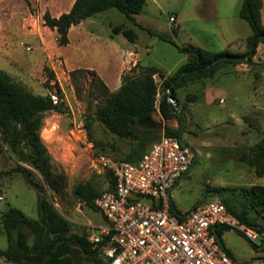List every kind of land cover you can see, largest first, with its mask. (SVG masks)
<instances>
[{
  "label": "rangeland",
  "instance_id": "rangeland-1",
  "mask_svg": "<svg viewBox=\"0 0 264 264\" xmlns=\"http://www.w3.org/2000/svg\"><path fill=\"white\" fill-rule=\"evenodd\" d=\"M51 1L10 0L0 9V70L39 96L49 92L45 87L46 67L53 72L54 82L58 78L68 84V101L64 99L63 103L65 112L45 113L40 129L52 170L64 177V187L59 193L44 186V198L69 221L71 233L96 234L90 226L105 224L101 213L83 206L74 191L79 185L88 183L102 192L109 188L110 180L105 172L93 169L83 144L70 134L71 123L82 122L87 140L110 157L122 159L135 144L131 140L117 139L95 119L96 108L106 101L98 79L93 82L91 75L78 73L72 76L71 73L93 69L106 78L111 89L120 86L123 76L139 75L138 69L117 75L121 64L156 67L165 78L177 72L188 60L179 49L191 46L213 54L226 51L243 54L252 32L239 16L243 0H146L135 21L114 9L100 13L84 20L72 32L69 47H60L56 34L44 26L41 15ZM261 15L264 25V0ZM170 18L174 22H170ZM116 26L133 30L135 42L115 34L113 28ZM61 54L68 59L67 65ZM253 62L251 66L223 68L213 79L176 90L179 109H183L186 116L181 137L195 159L172 190L171 200L178 211L185 213L216 191L232 210L244 213L252 222L253 227L243 223L245 227L258 228L264 234V213H256L242 193L243 189L253 185L264 186V176L257 177L251 168L238 160L264 138V45L256 49ZM154 79L159 92L157 108L154 107L152 113L153 122L149 125L158 138L147 148L163 136L165 127L176 129L179 126L174 119L163 121L159 113L163 79L157 75ZM111 80L114 81L111 83ZM206 88L217 91L216 99L210 103L204 99ZM188 96H193L194 100L188 102ZM15 166L7 147L1 145L0 172H9ZM36 178L42 181L37 174ZM0 197V218L8 208H15L28 219H38V193L20 174L0 177ZM220 239L240 263L264 259V248L260 249L264 242L260 238L252 242L237 230L223 228ZM7 248L0 225V251ZM0 264L8 263L1 260ZM74 264L105 263L100 256L94 259L76 251Z\"/></svg>",
  "mask_w": 264,
  "mask_h": 264
},
{
  "label": "trees",
  "instance_id": "trees-1",
  "mask_svg": "<svg viewBox=\"0 0 264 264\" xmlns=\"http://www.w3.org/2000/svg\"><path fill=\"white\" fill-rule=\"evenodd\" d=\"M145 3L146 0H75L68 13L55 18L46 11L42 19L45 27L56 32L58 46L65 47L69 44L68 33L71 27L112 9L119 11L127 19L135 21V16L140 14ZM262 8L263 0L242 1L239 16L248 24L252 32L246 41V53L233 54L226 51L213 54L187 46L179 51L186 54L188 60L173 75L163 78V74L156 67L142 68L136 65L130 69V72L138 69L139 75L123 76L120 87L114 92L109 91L94 71H73L72 76L86 73L92 76L93 82L98 79L102 92L106 96L105 104L96 108L95 119L117 139L131 140L135 144V148H131L122 159L112 158L136 163L146 151L148 144L158 138L150 125L146 123L147 120L153 122L152 113L159 92L154 76L157 75L163 79L160 87L162 96L159 101V113L163 121L168 122L174 119L179 124L176 129L165 127L163 135L179 138L183 120L174 112L173 104L170 102V99H174L179 107V100L175 96L176 90L203 80L213 79L221 69L226 67L253 65L256 49L259 45H264ZM113 32L122 34L131 43L135 42L136 35L133 30H125L123 26H116ZM159 37L165 41L169 40L166 36ZM45 71L47 72L45 87L48 91H53L55 88L56 94L60 95L57 85H51L55 79L53 72L47 67ZM193 100V96L187 97L188 102ZM47 112L62 114L65 112L64 104L61 102L53 104L48 95L39 96L31 93L22 85L14 82L6 72L0 70V146L5 145L16 162L13 170L0 172V177L18 173L25 183L38 193L37 220L28 219L15 208H8L2 214L1 231L6 237L8 248L0 251V261L3 260L8 264H74L75 252L79 251L94 259L100 256L107 264L103 258L101 246L89 243L88 233L83 235L71 233L69 221L44 198L46 192L44 186L47 185L55 193H59L64 187V177L53 172L50 156L40 138L43 116ZM180 112L185 115L183 109H180ZM97 150L102 153L99 149ZM238 160L251 168L257 177H263L264 138L250 148L248 154H241ZM36 174L42 181L36 178ZM105 175L110 180V186L106 190H113L114 178L109 172ZM102 192H98L88 183H83L76 187L74 194L83 206L96 210L93 201ZM242 193L250 201L256 213H264V186L253 185L243 189ZM215 195L223 199L228 210L240 222L253 227L252 222L244 213L232 210L225 198L216 191ZM204 198L205 201L209 197ZM171 213L182 218L181 212L173 203ZM222 230L223 228H216L219 237H221Z\"/></svg>",
  "mask_w": 264,
  "mask_h": 264
},
{
  "label": "built area",
  "instance_id": "built-area-1",
  "mask_svg": "<svg viewBox=\"0 0 264 264\" xmlns=\"http://www.w3.org/2000/svg\"><path fill=\"white\" fill-rule=\"evenodd\" d=\"M51 85L60 90V95L55 88L48 92L53 104L68 101L66 82L57 78ZM71 126L70 134L83 144L93 169L114 178V189L93 201L105 224L90 226L96 234L88 236L89 243L101 246L107 264H264V259L240 263L217 242V227L237 230L252 242L264 237L245 227L219 195L181 213V219L171 213V192L193 161L192 151L182 148L178 138L163 135L138 162L128 163L100 153L87 140L82 122Z\"/></svg>",
  "mask_w": 264,
  "mask_h": 264
},
{
  "label": "crops",
  "instance_id": "crops-1",
  "mask_svg": "<svg viewBox=\"0 0 264 264\" xmlns=\"http://www.w3.org/2000/svg\"><path fill=\"white\" fill-rule=\"evenodd\" d=\"M44 2L46 1V0H43ZM74 1L75 0H65L64 2H62V3H60L58 0H52L51 1V5H47V10H45L41 15H43L46 11H48L49 13H50V15L52 16V17H55V18H57V17H59L61 14H64V13H68L69 11H70V9H71V7H72V5H73V3H74ZM10 3V0H0V9L3 7V6H5V5H7V4H9ZM81 24V23H80ZM79 24V25H80ZM79 25H77V26H73V27H71L70 28V30H69V33H68V37H69V44L67 45V46H65V47H69L70 46V35L72 34V32H74L76 29H77V27L79 26ZM51 32H53V33H55L56 34V32L55 31H52V30H50ZM14 34V31L13 32H11V35H13ZM132 54V53H131ZM62 55V54H61ZM63 56V55H62ZM63 58H64V61H65V63H66V65L68 64V59L66 58V57H64L63 56ZM135 63V62H134ZM136 65H139V64H121V67L119 68V70L120 71H118V74L117 75H122L123 74V72L125 71V70H130V69H132V68H134ZM140 66V65H139ZM77 69H80V68H77ZM83 69H86V70H88L87 68H83ZM90 70H92V71H94L95 73H96V75L101 79V81L106 85V87L108 88V89H110V91L112 92V91H116L118 88H116V89H111L110 88V85H109V83H108V81L106 80V78H104V76H102L100 73H98L97 71H95V70H93V69H90ZM114 80H116V77H115V79ZM114 80H111V83L114 81ZM216 94H217V91H216V89H214V88H206L205 89V91H204V99H205V101L207 102V103H210V102H212L214 99H216L215 97H216ZM150 148V147H149ZM149 148H147L146 149V151L149 149ZM179 182V181H178ZM177 182V183H178ZM177 183H176V185H175V187L177 186ZM174 187V188H175ZM173 188V189H174ZM172 201V200H171ZM200 202V201H199ZM198 202V203H199ZM197 203V204H198ZM197 204H195V205H197ZM194 205V206H195ZM193 206V207H194ZM192 207V208H193ZM191 208V209H192ZM228 251H229V249L227 248V247H225ZM229 253L231 254V252L229 251Z\"/></svg>",
  "mask_w": 264,
  "mask_h": 264
},
{
  "label": "water",
  "instance_id": "water-1",
  "mask_svg": "<svg viewBox=\"0 0 264 264\" xmlns=\"http://www.w3.org/2000/svg\"><path fill=\"white\" fill-rule=\"evenodd\" d=\"M170 102H172V104H173L174 112H175L178 116L182 117V120H183V122H182V128H181V130H180V136H179V138H178L179 143H180V145H181L182 148L190 149V147L188 146V144L186 143V141H184V140L182 139V137H181L182 132H183V130H184V127H185V125H186V116H185L183 113L180 112V109H179V107H178V104L176 103V101H175L174 99H170ZM150 122H151L150 120H147V121H146L147 124H149ZM190 150H191V149H190ZM194 159H195V157H194ZM194 159H193V162H194ZM193 162H192V163H193ZM212 195H214V192H211L210 194H208L207 197H210V196H212ZM204 199H205V198H203L202 200H204ZM257 230H258V228H257ZM213 232H214V234H215V237H216L217 242L220 243V244L222 245L221 239H220V237L217 235V233H216V229H215V228L213 229ZM263 248H264V245H263L260 249H263Z\"/></svg>",
  "mask_w": 264,
  "mask_h": 264
}]
</instances>
